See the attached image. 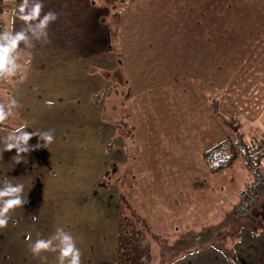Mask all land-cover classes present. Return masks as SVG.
<instances>
[{
    "label": "rangeland",
    "instance_id": "obj_1",
    "mask_svg": "<svg viewBox=\"0 0 264 264\" xmlns=\"http://www.w3.org/2000/svg\"><path fill=\"white\" fill-rule=\"evenodd\" d=\"M104 7L109 10L108 22L117 33L112 70L105 77V104L96 112L99 116L104 108L103 119L107 124L105 128L94 129L87 114L85 121L71 120L69 113L74 115L77 106L66 98L63 104L51 107L43 104L35 108L46 118L30 122L32 132L51 130L53 142L60 137L64 145L52 142L44 147L40 140V153L44 158L40 166H46L43 170L34 167L33 189L23 194L27 202L10 211L8 225L0 229L3 238L0 239V264H9V261L30 264V257L42 258L43 264H59L58 251L39 255L30 251L31 243L50 238L57 228H63L75 238L82 264H116L118 248V264H160L161 248L145 239L134 219L136 213L141 215V212L132 201L124 202L116 185L104 187V170L116 161L123 164L119 167L120 178L125 172L132 173L129 176L132 177L142 172L147 160L153 165L151 158H159L161 149L166 155L163 143L166 136L162 134L168 131L174 116L177 121L184 117L186 123L191 116L197 121L196 110L203 106L211 110L217 102L221 106L227 95L234 96L242 108L250 107L253 101L237 88L238 80L222 78L217 72L223 67L229 72L233 62L238 68L242 62L246 66L248 60H264V0H107ZM201 15H207L203 17L205 24L200 22ZM204 63L208 64L209 77L206 71V75H200ZM234 88L243 95L238 91L233 94ZM249 94L254 95V92ZM189 108L192 112H188ZM88 110L81 108L84 113ZM92 112L91 118L95 117ZM226 119L235 121L224 128L228 135L231 131L244 135L245 141L264 156V110L257 118L239 115ZM178 125H184L188 132L185 136L179 133L181 144L185 142L189 146L190 140L202 134L188 129L185 123ZM190 131H194L192 135ZM177 138L173 137L174 141ZM111 142L122 147L117 148L116 153L107 152L112 148ZM172 153L176 156L178 152L175 149ZM170 154L167 149V157ZM58 158L62 159L61 165L55 161ZM262 164L264 166V161ZM233 169L239 184L234 202L228 204L216 220L189 234L215 228L226 231V227H231L230 218L239 203L240 193L252 183V176L242 160ZM135 179L136 176L132 181ZM253 215L264 219V202ZM223 237L227 238L225 246H230L235 238ZM213 250L210 254L216 255ZM222 251L229 264H240L236 251ZM223 252L220 253L223 255ZM209 259L216 261L217 258L210 255Z\"/></svg>",
    "mask_w": 264,
    "mask_h": 264
},
{
    "label": "crops",
    "instance_id": "obj_2",
    "mask_svg": "<svg viewBox=\"0 0 264 264\" xmlns=\"http://www.w3.org/2000/svg\"><path fill=\"white\" fill-rule=\"evenodd\" d=\"M106 1L43 0L41 16L52 11L57 14V19L48 26L47 40L33 39L32 47L21 46L18 63L22 67L18 69L16 75L8 79H0V104L7 105L10 97H14L19 104V107L13 110L14 115L0 126L15 128L25 125L26 131L32 133L30 122L37 118H46L45 115L41 117L40 114L43 112L35 108L43 104L48 105L49 100L55 101V106L63 104L66 98L68 102L77 106L74 115L69 113L71 120L85 121L87 114L94 129L105 128L107 122L103 119V115L106 111L103 108L99 116L96 112L105 104L107 93L105 77L107 72L112 70L114 37L117 34L108 22L109 10L104 7ZM19 3L20 0H0V30L19 31L24 27L23 22L13 16ZM205 16L207 15H201L200 22L203 24H205L203 21ZM248 61L246 66L245 62H242L238 68H235L233 62L230 64L229 72H226L224 67L217 72L218 75L221 73L222 78L231 77L235 81L238 80L237 88L247 94L249 100L251 98L253 100L250 107L242 108L234 96L227 95L219 106L220 113L226 118L239 115L257 118L264 110V105L262 107L260 105L264 103V74H261L262 71L264 72V60ZM199 71L202 73L200 75H206V71L208 73L206 76H210L206 63ZM217 79L222 80L218 77ZM232 91L233 94L239 92L235 88ZM249 92H254V95H250ZM239 94L243 95L241 92ZM84 107L89 109L87 113L81 111ZM211 110L203 106L201 110H196L199 120L193 121L192 116L189 119L185 117L188 119L187 123L183 122L184 117L177 121L174 116L167 128L168 131L162 134L166 136L163 142L166 155H163L161 149L159 158L152 156L153 165L150 159L144 162L141 173L129 177L132 173L125 172L120 178L119 167L123 164L116 161L109 163L112 165L110 167L108 165L104 170L106 171L103 175L106 178L104 187L116 185L115 189L120 192L123 199L129 203L132 201L135 206L132 205L137 207L146 219L148 226L142 230L145 239L151 244L154 242L151 240L149 229L159 236L179 238L183 233L193 232L199 226L216 220L218 214L238 196L239 184L237 185L234 169L212 175L204 161L203 155L206 151L228 138L227 131ZM91 112L95 117H90ZM188 112H192V108H189ZM178 123H185L188 129L201 131L202 134L200 137L197 134L194 140H190L189 146L185 142L181 144L179 133L185 136L188 132H185L184 125L181 127ZM193 132L190 131L189 135ZM35 133H38V130ZM110 137L112 141L113 137L111 135ZM173 137H178V140L174 141ZM55 139L53 145H64L60 137ZM37 143L41 145L39 137L32 136L29 140L30 151L21 153L22 159L16 156L15 149L4 151V145L0 143V181L7 179L13 184H22V195L33 189L34 167L43 170L46 166L43 164L40 166L41 162L44 163V158L40 153V147H34ZM114 143L109 144L114 149L105 150L116 153L115 150L122 145L116 147ZM158 143V146H161V143ZM176 145L182 146L176 147ZM49 149L53 152L52 146ZM167 149L168 153H171L168 157ZM175 149L178 152L176 156L172 153ZM58 150L59 148H56V151ZM55 161L61 165L62 159L58 158ZM248 174L251 176L249 171ZM134 176L137 177L135 182L132 181ZM123 203L119 207L120 214ZM0 239H3L2 236ZM25 240L28 238L26 237ZM222 249L228 253L236 251L240 264H264V235L254 236L249 230H243L234 238L230 246L218 248L217 251L213 248L200 249L199 253L197 251L195 252L197 254L188 255L175 264H187L188 261H191L190 264H208V262L229 264ZM212 250L216 255L210 254ZM119 251L118 248L116 264H118ZM218 251L223 252V255ZM22 253L27 257L25 252ZM210 255L216 256V261H211ZM9 258L13 259L12 256ZM9 264L13 263L9 261ZM30 264H43V260L42 258L33 260L30 257Z\"/></svg>",
    "mask_w": 264,
    "mask_h": 264
},
{
    "label": "clouds",
    "instance_id": "obj_3",
    "mask_svg": "<svg viewBox=\"0 0 264 264\" xmlns=\"http://www.w3.org/2000/svg\"><path fill=\"white\" fill-rule=\"evenodd\" d=\"M44 7L43 0H20L13 16L22 21L24 27L19 30H0V79H8L16 75L18 69L22 67L18 63L19 49L32 47L33 39L47 40L48 26L57 19L55 12L49 11L41 16ZM48 106L55 103L49 100ZM19 107L18 101L14 97L9 98L7 105L0 104V125L14 115V109ZM25 125L15 128L0 126V143L5 150H16V156L23 158L21 153L30 151L29 140L32 136L39 137L46 147L54 141V134L51 130L46 132L29 133ZM35 148L41 147L37 143ZM23 185L13 184L10 180L0 181V229L5 228L10 219V211L22 207L27 201L23 198ZM34 220L36 217L33 218ZM30 239V238H29ZM30 251L33 255L41 252H59V264H82L81 252L77 247L75 238L63 228H57L53 236L48 239H37L30 244Z\"/></svg>",
    "mask_w": 264,
    "mask_h": 264
},
{
    "label": "trees",
    "instance_id": "obj_4",
    "mask_svg": "<svg viewBox=\"0 0 264 264\" xmlns=\"http://www.w3.org/2000/svg\"><path fill=\"white\" fill-rule=\"evenodd\" d=\"M124 1V0H122ZM127 1V0H126ZM132 1V0H129ZM211 112L219 119L224 128L227 129L233 120L226 119L220 114L219 104L214 103ZM237 132V131H236ZM205 164L212 175H216L225 170H232L234 165L242 160L246 169L252 176V183L245 188L239 197L231 218V227L208 229L193 234H185L179 238H166L157 235L149 229L151 240L161 248L163 257L160 264H175L179 260L205 248H222L227 242V238L237 237L243 230H249L252 235H264V219H258L253 212L264 202V156L258 148L250 146L242 134L229 132L228 138L221 144L206 151L203 155ZM126 202V201H124ZM135 221L143 229L148 226L141 215L134 216ZM174 241L173 243H171Z\"/></svg>",
    "mask_w": 264,
    "mask_h": 264
}]
</instances>
